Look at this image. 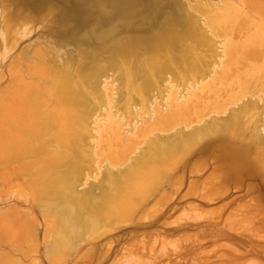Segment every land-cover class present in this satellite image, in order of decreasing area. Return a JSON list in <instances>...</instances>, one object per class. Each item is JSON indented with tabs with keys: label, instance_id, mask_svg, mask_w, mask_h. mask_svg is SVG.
Here are the masks:
<instances>
[{
	"label": "rangeland",
	"instance_id": "374dc122",
	"mask_svg": "<svg viewBox=\"0 0 264 264\" xmlns=\"http://www.w3.org/2000/svg\"><path fill=\"white\" fill-rule=\"evenodd\" d=\"M223 2L238 4L0 0V14L3 10L9 23L24 21L36 28L33 39L42 33L62 49L72 45L81 50L87 58L83 65L98 60L105 66L98 84L100 101L82 131L91 160L78 181L80 189L110 183V138H120L118 149L127 146L131 159L155 136L174 151L146 213L106 221L98 231L84 229V240L75 231H81L78 224L65 230L63 220L52 219L48 226L57 228L65 245L51 254L44 244L52 236L43 239L46 220L40 208L22 198L0 202V236L8 233L3 213L12 208L20 212L16 223L28 226L38 242L36 264H264V24L249 14L227 24L220 10ZM226 42L230 45L225 50ZM255 64L258 71L251 69ZM137 86L143 90L141 98ZM177 105L185 113L204 114L215 107L226 111L209 114L191 127L159 131V121L176 113L172 107ZM236 110L237 116L227 119ZM206 122H213L212 129H206ZM181 130L195 131L175 146L170 136ZM207 190L211 199H200ZM165 208L164 217H151ZM168 225L182 228L168 231ZM0 264L11 263L0 258ZM20 264L33 262L23 258Z\"/></svg>",
	"mask_w": 264,
	"mask_h": 264
},
{
	"label": "bare ground",
	"instance_id": "6f19581e",
	"mask_svg": "<svg viewBox=\"0 0 264 264\" xmlns=\"http://www.w3.org/2000/svg\"><path fill=\"white\" fill-rule=\"evenodd\" d=\"M237 2L234 7L221 3L224 22L227 20L229 24L233 17H246L249 14L264 24V0ZM1 13L0 56L4 57L0 58V202L23 198L40 208L46 220L43 239L52 236V240L44 244L51 254L57 253L60 245H65L57 228L48 226L52 219L63 220L65 230H68L69 224H78L81 231H75L84 240V229L95 231L97 228L98 231L106 226V221L109 223L119 218H135L142 211L146 213V206L150 201L148 199L156 192L161 183L160 175L165 173L170 164L174 152L172 145L164 146L166 141L162 142L161 137L155 136L131 159L129 154L133 151H128L127 146L118 149L123 141L120 138H110L108 151L114 153L107 160L110 183L106 185L101 181L91 191L80 189L78 181L83 180L82 172L87 170L91 160L90 154L85 150L89 142L82 131L100 101L98 84L103 64L97 62L95 57V64L90 62L92 66L89 63L86 65L89 67H86L81 60L86 61L87 58L77 47L72 48L71 45L67 49L68 46L65 45L66 49H62L61 45L59 47L42 33L33 39V34L35 37L37 31L35 32L36 28L31 23L23 24L22 21L19 25H14L11 24L12 19L9 23L7 19L10 18L6 14V17L3 16V10ZM228 44L230 45L229 42L224 44L225 50ZM3 58L6 60L1 61ZM251 69L258 71L259 66L255 64ZM139 86L137 91L141 98L143 90ZM144 100L137 99L140 102ZM172 111L176 113L169 115V119L159 121V131L171 130L179 125L191 127L204 122V117L209 114L226 111V107L222 110L215 107L214 111L200 114L194 110L185 113L177 105L172 107ZM212 123L206 122V129H212ZM195 130H181L172 134V144L176 146L177 142L189 139ZM200 131L203 130L197 132ZM111 147L117 151L111 150ZM128 160L131 163L127 166ZM118 166L125 167L119 170ZM212 195L207 190L198 197L211 199ZM166 201L168 202L167 197L164 205ZM168 203L165 205L167 208ZM165 212L166 208L163 212L162 209L157 210L155 214L152 212L154 215L151 217L160 219L165 216ZM3 214L8 222V233L0 236L1 260L20 264L23 258H30L36 264L39 261L38 242L29 233L28 226L16 223L20 219V212L9 208ZM186 226L189 228L193 225ZM167 228L168 231H176L182 227L175 229L168 225ZM236 230L239 231L238 227ZM73 233L74 231L71 232ZM141 247L144 248V244L141 243Z\"/></svg>",
	"mask_w": 264,
	"mask_h": 264
}]
</instances>
